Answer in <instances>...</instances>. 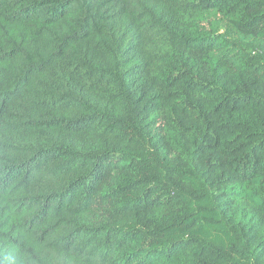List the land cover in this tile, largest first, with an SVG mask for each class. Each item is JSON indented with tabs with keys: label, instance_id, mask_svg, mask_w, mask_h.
<instances>
[{
	"label": "trees",
	"instance_id": "1",
	"mask_svg": "<svg viewBox=\"0 0 264 264\" xmlns=\"http://www.w3.org/2000/svg\"><path fill=\"white\" fill-rule=\"evenodd\" d=\"M0 264H264V0H0Z\"/></svg>",
	"mask_w": 264,
	"mask_h": 264
}]
</instances>
